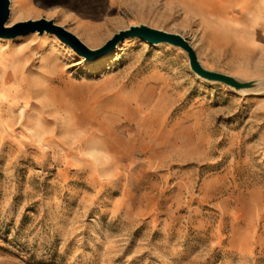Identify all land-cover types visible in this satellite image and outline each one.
I'll list each match as a JSON object with an SVG mask.
<instances>
[{"label": "rangeland", "instance_id": "rangeland-1", "mask_svg": "<svg viewBox=\"0 0 264 264\" xmlns=\"http://www.w3.org/2000/svg\"><path fill=\"white\" fill-rule=\"evenodd\" d=\"M78 1L10 0L6 27L46 19L97 49L145 25L248 87L200 78L169 44L126 39L99 65L54 35H0L18 71L0 264H264V0Z\"/></svg>", "mask_w": 264, "mask_h": 264}, {"label": "water", "instance_id": "water-1", "mask_svg": "<svg viewBox=\"0 0 264 264\" xmlns=\"http://www.w3.org/2000/svg\"><path fill=\"white\" fill-rule=\"evenodd\" d=\"M10 5V0H0V35H6L7 37H21L33 33L54 35L76 52L78 56L89 62H95L110 55L116 51L123 41L130 38H138L150 45L169 44L187 53L191 69L200 78L208 82L222 83L237 90L248 87V84L238 83L229 76L204 69L199 63L197 54L190 42L179 34L153 29L145 25L132 26L128 30L115 34L102 47L91 49L77 36L64 27L57 25L54 21L46 19L30 20L12 27H6L11 15Z\"/></svg>", "mask_w": 264, "mask_h": 264}, {"label": "bare ground", "instance_id": "bare-ground-1", "mask_svg": "<svg viewBox=\"0 0 264 264\" xmlns=\"http://www.w3.org/2000/svg\"><path fill=\"white\" fill-rule=\"evenodd\" d=\"M39 1L41 4H46L48 5L53 4V5H63V4H70L73 6H80V1L78 0H37ZM257 0H236V5L241 7V10H248V8L251 6V4L256 3ZM222 8L225 9L226 7V3H222ZM65 44V43H64ZM69 47V46H68ZM107 58H103L100 60V62L96 63L99 64L103 62H105ZM15 62L13 60H4L3 58L0 59V108L1 106L5 105L6 102L10 101V94L8 93V82H9V77H10V72L8 71L9 68H12L14 75L17 77L18 75V71H16L14 68ZM16 65V64H15ZM11 90V89H10ZM0 122L4 123L3 121V114L0 111Z\"/></svg>", "mask_w": 264, "mask_h": 264}]
</instances>
